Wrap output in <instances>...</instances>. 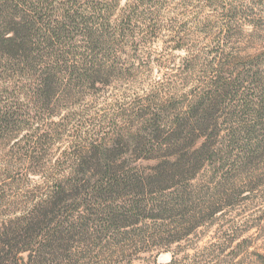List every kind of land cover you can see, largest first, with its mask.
Instances as JSON below:
<instances>
[{"label":"trees","instance_id":"1","mask_svg":"<svg viewBox=\"0 0 264 264\" xmlns=\"http://www.w3.org/2000/svg\"><path fill=\"white\" fill-rule=\"evenodd\" d=\"M121 1L0 0V140L21 146L16 153L25 174L46 187L32 207L0 223V264H81L105 240L102 251L117 246L114 255L124 254V244L167 248L222 211L216 201L197 200L206 190L242 194L228 173L246 180L243 167L264 160V74L236 70L242 59L223 51L205 60L211 78L198 96L191 91L194 101L135 113L138 127L126 143L145 156L130 164L112 159L110 149L94 153L97 163L89 157L70 165L67 175L46 174L43 152L51 137L45 129L58 127L52 119L63 114L59 103L82 101L120 80L126 50L160 38V26H142L143 8L153 6L154 22L163 0H129L120 9ZM175 42L176 50H186L184 39ZM228 103L232 113L220 123ZM141 160L155 163L148 170L134 166ZM207 167L213 176L200 188L195 183ZM147 222L152 226L137 228Z\"/></svg>","mask_w":264,"mask_h":264},{"label":"rangeland","instance_id":"2","mask_svg":"<svg viewBox=\"0 0 264 264\" xmlns=\"http://www.w3.org/2000/svg\"><path fill=\"white\" fill-rule=\"evenodd\" d=\"M163 1V12L154 22L149 16L153 6L143 8L148 17L142 26L157 24L162 29L161 35L157 42L144 40L137 52L126 50L123 78L99 86L97 92L82 101L59 103L63 114L52 119L58 127L45 129L51 137L48 151L43 152L47 155L44 162L47 175L53 178L67 175L70 165L89 157L97 163L94 153L110 149L116 152L112 159L130 164L139 155L145 156L144 151L136 153V146L126 143L129 133L138 127L135 113L148 106L167 108L171 103L183 107L189 100L194 101L191 91L198 96L210 81L205 60L211 56L224 51L242 59L235 65L236 70L253 69L264 74V0H213L215 6L211 8L206 0ZM128 2L122 0L120 9ZM227 29L231 30L228 36ZM178 37L184 39L185 51L174 48ZM194 58L198 61L192 64ZM232 110L229 103L222 108L220 123ZM40 119L51 122L46 116ZM25 135L29 133L22 136ZM14 143L0 140V223L32 207L46 192L45 185L39 187V178L25 174L27 165L16 153L21 146L14 149ZM157 154L163 156L159 151ZM154 163L141 160L134 166L148 170ZM212 169L205 168L195 184L200 188L209 186ZM242 170L246 180H237L235 173L227 175L232 178L230 186L236 185L242 194L222 189L227 194L214 195L206 190L197 199L202 204L216 201L222 211L184 240L167 248L149 243L124 244V254L116 255L117 246L112 245L111 252H103L101 248L107 240L97 241L92 256L81 264H264V160L258 159ZM218 181L224 186L229 182ZM144 226L152 223L137 228ZM123 257L128 261L122 260ZM72 260L75 262V257Z\"/></svg>","mask_w":264,"mask_h":264}]
</instances>
